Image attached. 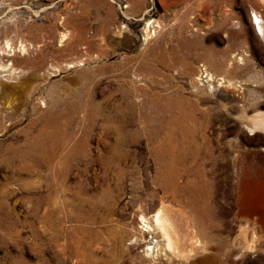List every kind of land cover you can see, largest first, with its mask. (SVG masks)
<instances>
[{
  "label": "rangeland",
  "instance_id": "1",
  "mask_svg": "<svg viewBox=\"0 0 264 264\" xmlns=\"http://www.w3.org/2000/svg\"><path fill=\"white\" fill-rule=\"evenodd\" d=\"M256 14L264 0H0V264H264L259 228L239 248L237 195L264 186ZM174 153L191 176L164 187Z\"/></svg>",
  "mask_w": 264,
  "mask_h": 264
},
{
  "label": "bare ground",
  "instance_id": "2",
  "mask_svg": "<svg viewBox=\"0 0 264 264\" xmlns=\"http://www.w3.org/2000/svg\"><path fill=\"white\" fill-rule=\"evenodd\" d=\"M256 18L258 20V27H259V29L261 31V34H260L262 36L261 38L264 41V22H263V20L261 19V17L258 14H256ZM247 130L250 133V135H257V133H259V132L264 133V114H258L256 117H254V119L251 122V126L247 127ZM161 156H162V153H161ZM179 159H180L179 157H175V153H174V157H173V159H172V161L170 163H167V161L162 160V166L164 168H163V171L160 172V176H159V180L163 183L162 186H164V187L165 186H168L167 185V181L169 179H172L173 180L174 178L176 179L179 176H182L183 177V176H185V173L187 174V177H190L191 176L189 173H187L189 171H187L186 168H181V162L183 160L181 159L182 161H180ZM235 168H237V170L239 172H241V170L243 168H245L244 164L239 161L238 157L235 160ZM50 177H51V175H50ZM181 179H183V178H181ZM256 183H255V181H253L251 179V177H247V178H243L238 183V186L239 187L237 186L238 187L237 189L239 190V192L237 194L238 195V203L244 209V216L239 221L240 233H241V236L244 238L243 239L244 241L243 242L242 241L239 242V248L240 249H243V250H248V251H251L253 249L252 248L253 246L250 245L251 242H249L250 239H248V238H249V236L252 235V233H253V238L256 236V231H255L256 227L260 229V233L262 234V238L264 239V186H258ZM189 184L190 183L188 181V185ZM175 187H176V190L177 191L180 190V188H182L177 183H176ZM188 203H190V202H188ZM195 209L196 208H194V210ZM168 212H166V210H160L159 209V211L153 217L154 218V222H155L156 226L160 229V232L162 233V236L167 240V246H168L167 248H169L174 254L181 255L187 249V248L185 249V246L186 245H183V243H182V239H184L183 238L184 235H181V232H179L181 229L180 230H177V228L175 227L174 221L171 219L172 216H170ZM200 213H198V216H195V219L197 220L198 225H199V223H200V221L202 219V216H203L202 213L201 214ZM204 214H207L208 215V211H205ZM142 220H143V222L147 223L146 222V219L144 217H142ZM145 228H146L145 231H148V230L151 231L153 229V227H151L150 225H146ZM199 229H201V228L199 227ZM233 247H234V245H233ZM222 249H224V248H222Z\"/></svg>",
  "mask_w": 264,
  "mask_h": 264
}]
</instances>
